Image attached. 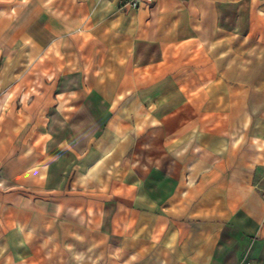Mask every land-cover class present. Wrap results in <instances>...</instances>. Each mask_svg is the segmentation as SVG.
<instances>
[{"label": "crops", "instance_id": "1", "mask_svg": "<svg viewBox=\"0 0 264 264\" xmlns=\"http://www.w3.org/2000/svg\"><path fill=\"white\" fill-rule=\"evenodd\" d=\"M121 1L0 0V218L23 206L25 179L40 187L73 163L131 158L142 75L155 66L175 74L162 84L181 98L172 104L192 106L181 119L191 124L172 131V160L159 162L165 178L176 170L173 192L145 194L127 212L123 233L158 237L129 257L264 264V60L255 80L247 64L249 50L264 58V0H151L136 10ZM105 129L109 149L91 147Z\"/></svg>", "mask_w": 264, "mask_h": 264}, {"label": "rangeland", "instance_id": "2", "mask_svg": "<svg viewBox=\"0 0 264 264\" xmlns=\"http://www.w3.org/2000/svg\"><path fill=\"white\" fill-rule=\"evenodd\" d=\"M250 8L251 4L248 12ZM241 11L243 16L246 11ZM230 12L231 18H239L238 9ZM231 30L233 34H240L234 24ZM233 56L232 64H239V57ZM247 58L249 79L255 80L258 62L264 58H256L251 50ZM201 62L207 66L206 58ZM149 63L148 69L156 61ZM155 70L159 68L153 66L151 74L142 75L147 87L138 91L141 115L135 122L139 130L135 153L131 158L125 155L118 163H113L111 156L105 153L99 164L92 167L89 164L87 170L73 163L71 169L57 171L55 183H41L40 187L31 185L29 178L25 179L23 206L18 203L17 208L7 211L6 219L0 218V264H129L130 261L134 264L127 250L143 253L149 248L144 241L150 243L149 239L154 242L158 238H150L152 235L140 230L133 234L123 233L122 227L126 226L128 210L137 206L136 200L144 201L145 194L165 197L175 189L176 170H168L165 178L166 171L159 168V162L168 158L171 162L170 153L165 157L167 139L169 143L173 130L191 124L181 119L187 118L192 106L172 104L170 98L180 97L167 94L162 83L175 74ZM187 76V80L192 77L191 74ZM185 96L190 98V93ZM144 100L152 105L145 106ZM144 111L150 113L145 119ZM106 130L100 138L91 140V147L109 149L106 142L111 135ZM150 163L157 168L146 170ZM259 176H264V170Z\"/></svg>", "mask_w": 264, "mask_h": 264}, {"label": "built area", "instance_id": "3", "mask_svg": "<svg viewBox=\"0 0 264 264\" xmlns=\"http://www.w3.org/2000/svg\"><path fill=\"white\" fill-rule=\"evenodd\" d=\"M151 2V0H122L121 5L123 8L128 9H138L141 5L147 4Z\"/></svg>", "mask_w": 264, "mask_h": 264}]
</instances>
